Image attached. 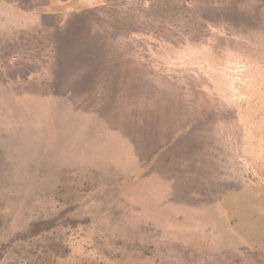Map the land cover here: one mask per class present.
<instances>
[{
  "label": "rangeland",
  "instance_id": "374dc122",
  "mask_svg": "<svg viewBox=\"0 0 264 264\" xmlns=\"http://www.w3.org/2000/svg\"><path fill=\"white\" fill-rule=\"evenodd\" d=\"M0 264H264V0H0Z\"/></svg>",
  "mask_w": 264,
  "mask_h": 264
},
{
  "label": "crops",
  "instance_id": "0c3cea01",
  "mask_svg": "<svg viewBox=\"0 0 264 264\" xmlns=\"http://www.w3.org/2000/svg\"><path fill=\"white\" fill-rule=\"evenodd\" d=\"M254 65H263V64H257V63H256V64H254Z\"/></svg>",
  "mask_w": 264,
  "mask_h": 264
}]
</instances>
